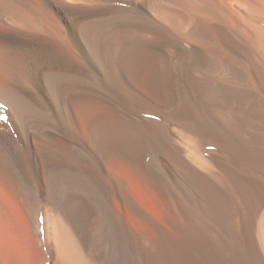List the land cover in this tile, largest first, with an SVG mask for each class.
Masks as SVG:
<instances>
[{"label":"bare ground","instance_id":"6f19581e","mask_svg":"<svg viewBox=\"0 0 264 264\" xmlns=\"http://www.w3.org/2000/svg\"><path fill=\"white\" fill-rule=\"evenodd\" d=\"M186 1L0 0V264H264V0Z\"/></svg>","mask_w":264,"mask_h":264},{"label":"rangeland","instance_id":"374dc122","mask_svg":"<svg viewBox=\"0 0 264 264\" xmlns=\"http://www.w3.org/2000/svg\"><path fill=\"white\" fill-rule=\"evenodd\" d=\"M180 1V0H179ZM185 1V0H184ZM197 1H201V0H197ZM196 1V2H197ZM186 2H191L190 4L192 5L193 4V2L195 3V5H197L196 4V2H195V0H187ZM231 3L233 4V5H235V3L233 2V1H231ZM182 5H185L184 3H181ZM233 20H230V23L232 24L233 22H232ZM135 192H136V194H137V196L138 197H140V200L143 202V204L147 207V209L148 210H150L151 212H153V213H155L156 212V208L154 207V204L150 201V199L149 198H147L145 195V197H143V193L141 192V191H139L138 189L136 190V188H135ZM145 198H147V199H145ZM149 201V202H148Z\"/></svg>","mask_w":264,"mask_h":264}]
</instances>
